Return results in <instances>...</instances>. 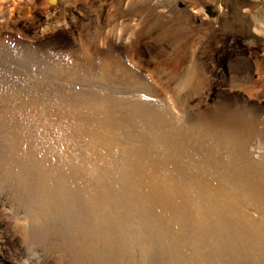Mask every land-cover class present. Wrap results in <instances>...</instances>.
<instances>
[{
    "label": "bare ground",
    "instance_id": "1",
    "mask_svg": "<svg viewBox=\"0 0 264 264\" xmlns=\"http://www.w3.org/2000/svg\"><path fill=\"white\" fill-rule=\"evenodd\" d=\"M53 1L0 0V264H264V55L217 0Z\"/></svg>",
    "mask_w": 264,
    "mask_h": 264
},
{
    "label": "rangeland",
    "instance_id": "2",
    "mask_svg": "<svg viewBox=\"0 0 264 264\" xmlns=\"http://www.w3.org/2000/svg\"><path fill=\"white\" fill-rule=\"evenodd\" d=\"M219 1L221 3H223V6H224V8L226 10L224 14H219L220 13L218 11ZM50 2H54V1L53 0H50ZM204 7L208 11V14L211 16L212 19H214L215 16H216V18L219 17V16L222 18L224 24L221 27H222V29H223L224 32H227L228 38H231V37L233 38L234 37L235 39H237V41L244 40V41L251 42V43H253L254 49L255 50L257 49L256 50L258 52L257 54H259L260 56L264 55V0H217V1H214V2L208 1V2L204 3ZM97 8L98 7L89 9L85 5V6H83L82 10H83V12L87 16H89L91 18V20H95L97 18L96 15L100 14L101 17H103L105 15V12H106V10H105L106 7L105 8H102L103 10L102 9H97ZM96 9H97V11H96ZM70 12H72V8H70ZM260 19H261V21H260ZM262 21H263V23H262ZM209 29H210V34H211L212 26H210ZM210 34H208V37L210 36ZM225 56H222V58H224ZM236 58L239 61H242L243 59H246L247 60V56L245 55V53L244 54H238V55H236ZM253 59H255V57H253ZM224 63H225L224 64L225 65L224 70L226 72H228L229 71V69H228L229 68V66H228L229 65V62H228L227 58L224 59ZM257 67L259 68V70L255 67L256 68L255 73H257L256 74V77H258V72L259 71H261V73H263V70H264V66H257ZM263 81H264V78L262 76H261V78H258V81L255 84V87H257L256 89H259L260 88L259 85L260 84H263ZM165 96L167 98H169L167 96V93H166ZM255 103H256L255 105H257L259 107L262 104L264 105V101L263 100H261V101L260 100H256ZM1 123H0V127H1ZM29 162H30V160H29ZM33 162H32V159H31V165L29 163V168H30L29 169V171H30L29 174L41 170V169H37L36 170V166L35 165H37V164H34L36 162H34V163ZM24 167L26 169V166H24ZM18 168H22L21 162L17 166V169ZM43 176L45 178L49 179L45 183H44V181H42L43 183H40V181H38V180H33L34 176H33V174H31L27 178V180L29 179L28 182L23 181L24 183H22L21 181L15 182L13 180L15 183L8 184L9 182H7V180H9V177L6 174L5 175V178H4V180H2V182L3 181L4 182L6 181L7 182V185L6 186H9V187H12V188L15 187V189L22 188L24 190L28 189V186L33 187V186H36V185L39 186L41 184H42L41 186H47V185L48 186H51V185H53V186H57L58 185L59 186V184H61L60 181L57 179L56 174L53 173L52 171H50L48 168H44L43 169ZM180 178H182L183 181L186 180V182H189V181L196 182V180L198 181L202 177L201 176H197L196 177V176H191V175H189V176L188 175H184V176H182ZM1 179L2 178H0V180ZM142 179L143 178H138L136 181L137 182L138 181H142ZM123 185L124 186H127L128 183L123 184ZM174 194L175 193H172L171 192V196L170 197H171L172 203H176L178 205L179 202L177 200H181V199H179ZM176 194H178V193H176ZM41 201H44V200L42 199ZM32 203H33V206L32 207L30 206V207L33 208V209H35V207L38 205V209L39 210L38 211H34L33 210V211H29L28 212L29 208L23 207L24 208V211H25L24 214H26V215L27 214H30L29 217H27V220H25V221H27L29 224H35L36 223L34 226H37L41 222L47 220L49 218V215L45 211L40 210L41 205L39 204V202L37 200L33 199L32 200ZM21 206H22V203H20V201H17V203H15L13 205V208H11L12 209V212L16 213L18 211L17 209H20L19 207H21ZM15 210H16V212H15ZM247 212H249V211H247ZM250 214L256 215L257 213L254 210H251L250 211ZM184 217H186V219ZM23 219H25V218H23ZM23 219L21 221L22 222H25ZM178 219H179L178 220L179 223L182 222L181 226L184 227L183 229H185L184 230L185 232L182 231L183 234L182 233H177L176 236L177 237H184L185 236L184 233L185 234L187 233L186 236H188V237L189 236H192V238H193V239L191 237H190L191 239L189 238L191 240V242L189 240L190 245L193 244V243L195 244L194 241L196 239L198 240V238H199V236L197 238V235H199V230H197L198 227L196 225L194 226V224L190 223V220H189L188 216H186V215H182V216L180 215ZM257 219H258V221L262 225H264V220H259L261 218H257ZM49 220H53V219H49ZM49 220H47V221H49ZM191 229H193L194 231L191 230ZM201 239H202V237L198 241L201 242L202 241ZM198 241H196L197 244H198ZM38 244H39L38 242H32V243L29 242L26 245L28 247L27 248L28 251L31 253L32 251L38 252L40 250L39 251V254H41V255L44 254L45 252L43 251V249L40 248V246ZM203 249H204V251L207 250L205 247ZM36 250H38V251H36ZM42 252H44V253H42ZM196 254H198V253H196ZM44 256L45 255L41 256V258L39 260L40 261L45 260V257ZM37 260H38V258H35L33 260L35 264L39 261V260L38 261ZM40 261H39L38 264H41ZM48 264H56V263L55 262H49Z\"/></svg>",
    "mask_w": 264,
    "mask_h": 264
}]
</instances>
